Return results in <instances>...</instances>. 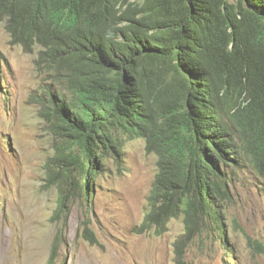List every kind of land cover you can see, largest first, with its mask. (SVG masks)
Returning a JSON list of instances; mask_svg holds the SVG:
<instances>
[{"label": "trees", "instance_id": "trees-1", "mask_svg": "<svg viewBox=\"0 0 264 264\" xmlns=\"http://www.w3.org/2000/svg\"><path fill=\"white\" fill-rule=\"evenodd\" d=\"M0 18L52 77L40 116L85 198L123 139L142 138L157 168L138 232L181 217L175 264L193 234L226 239L234 184H264V0H0Z\"/></svg>", "mask_w": 264, "mask_h": 264}, {"label": "rangeland", "instance_id": "rangeland-1", "mask_svg": "<svg viewBox=\"0 0 264 264\" xmlns=\"http://www.w3.org/2000/svg\"><path fill=\"white\" fill-rule=\"evenodd\" d=\"M36 55L10 44L0 18V264H48L57 235L61 244L53 264H175V242L185 234L181 217L171 219L161 235L138 232L149 210L156 155L146 151L142 138H124L85 198L75 171L56 157L40 116L56 88L48 71L36 66ZM244 179L234 184L226 239L186 238V264H264V184ZM62 190L65 225L54 215Z\"/></svg>", "mask_w": 264, "mask_h": 264}, {"label": "bare ground", "instance_id": "bare-ground-1", "mask_svg": "<svg viewBox=\"0 0 264 264\" xmlns=\"http://www.w3.org/2000/svg\"><path fill=\"white\" fill-rule=\"evenodd\" d=\"M179 132H180V131H179ZM180 136H181V135H180ZM66 142H67V141H66ZM146 149H147V148H146ZM57 151H58V150H57ZM95 162H96V157H95ZM61 172H62V171H61ZM157 184H158V183H157ZM88 185H89V184H88ZM88 185H87V186H88ZM88 187H89V186H88ZM86 188H87V187H86ZM87 189H88V188H87ZM88 190H89V189H88ZM64 209H65V208H64Z\"/></svg>", "mask_w": 264, "mask_h": 264}, {"label": "clouds", "instance_id": "clouds-1", "mask_svg": "<svg viewBox=\"0 0 264 264\" xmlns=\"http://www.w3.org/2000/svg\"><path fill=\"white\" fill-rule=\"evenodd\" d=\"M82 165V164H81Z\"/></svg>", "mask_w": 264, "mask_h": 264}]
</instances>
